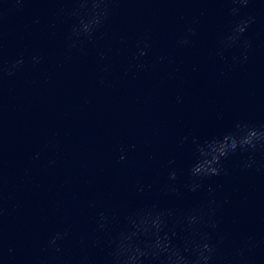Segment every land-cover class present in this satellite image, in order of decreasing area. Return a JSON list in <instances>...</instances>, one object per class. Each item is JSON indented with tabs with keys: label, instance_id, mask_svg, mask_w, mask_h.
<instances>
[{
	"label": "clouds",
	"instance_id": "clouds-1",
	"mask_svg": "<svg viewBox=\"0 0 264 264\" xmlns=\"http://www.w3.org/2000/svg\"><path fill=\"white\" fill-rule=\"evenodd\" d=\"M197 260H210L211 259V253L213 252V249L209 247L208 244H204L202 246H197ZM205 253H208L206 256Z\"/></svg>",
	"mask_w": 264,
	"mask_h": 264
}]
</instances>
